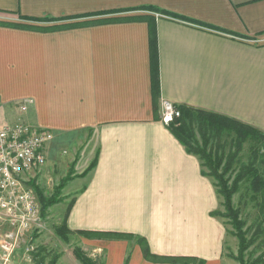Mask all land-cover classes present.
Returning a JSON list of instances; mask_svg holds the SVG:
<instances>
[{
  "label": "crops",
  "instance_id": "0c3cea01",
  "mask_svg": "<svg viewBox=\"0 0 264 264\" xmlns=\"http://www.w3.org/2000/svg\"><path fill=\"white\" fill-rule=\"evenodd\" d=\"M118 17L155 19L157 112L149 23L99 22ZM84 22L93 23L52 29ZM163 100L264 132V0H0V127L25 121L50 129L47 159L69 149L68 176H82L71 188V233H97L81 238L103 252L102 264H240L233 228L211 214L223 198L203 160L162 121ZM243 153L248 162L250 151ZM247 184L234 206L242 219L255 210L261 222ZM141 237L152 253L178 262L147 259Z\"/></svg>",
  "mask_w": 264,
  "mask_h": 264
},
{
  "label": "trees",
  "instance_id": "16d2710c",
  "mask_svg": "<svg viewBox=\"0 0 264 264\" xmlns=\"http://www.w3.org/2000/svg\"><path fill=\"white\" fill-rule=\"evenodd\" d=\"M145 7L173 19L215 28L155 6ZM131 19L146 20L149 23L152 91L155 111L157 112L158 102L161 96V79L155 19L151 17H118L99 22L111 23ZM91 23L93 22L76 23L62 27L58 26L52 29L77 27ZM177 107L181 112V116L167 126L171 133L185 146L187 152L198 155L203 160V166L208 168V172H203L210 175L209 177L214 180L218 192L223 198V206L225 209V212L217 210L211 212V214L213 216L228 218L232 224L239 242V251L235 258L240 264H264V254L252 261L246 259V252L251 247L253 240L248 238L245 221L241 219L240 210L239 208H235L233 202V196L238 192L242 183H248L246 186L248 198L258 207L261 222L264 223V132L250 124L214 111L188 105H180ZM198 135L201 138V142L197 140ZM225 136L230 137V140H224ZM213 141L214 144L212 143ZM228 143H230V147L227 152L226 144ZM245 149H248L251 155L248 162H241L239 158ZM95 163L96 160L92 166ZM35 192L41 202L42 213L44 214L49 207L57 203L60 188L51 196H45L38 186H35ZM63 229L71 233L66 222ZM80 233L88 237L97 234L87 231H81ZM112 235L115 238L124 236L132 237L131 235L120 233H113ZM138 241L147 259L160 262H178L177 257L160 256L152 253L145 238H138ZM55 261L53 260L51 264H54ZM86 263L90 264L89 262Z\"/></svg>",
  "mask_w": 264,
  "mask_h": 264
},
{
  "label": "built area",
  "instance_id": "2783aa9c",
  "mask_svg": "<svg viewBox=\"0 0 264 264\" xmlns=\"http://www.w3.org/2000/svg\"><path fill=\"white\" fill-rule=\"evenodd\" d=\"M27 109L25 104L21 110ZM181 116L177 106L162 102V121L170 124ZM54 138L48 128L25 121L0 127V264H10L17 252L33 261L36 246L32 234L42 227L40 203L29 177L41 170L45 146Z\"/></svg>",
  "mask_w": 264,
  "mask_h": 264
},
{
  "label": "rangeland",
  "instance_id": "374dc122",
  "mask_svg": "<svg viewBox=\"0 0 264 264\" xmlns=\"http://www.w3.org/2000/svg\"><path fill=\"white\" fill-rule=\"evenodd\" d=\"M197 140L201 142L199 135L197 136ZM224 140L229 141L230 137L225 136ZM212 143L214 144V141ZM229 147L230 143L226 144L227 152L229 151ZM64 151L66 152L62 153L61 156L55 158L49 157L43 168L37 170L33 176L29 177L28 183L34 191L35 186H38L45 196H51L57 192L58 188H60V192L58 193L57 203L49 207L44 214L42 213V206L39 201L42 227L32 234V240L36 246L33 261L28 262L24 260L20 251L14 256L10 264H51L53 260H56L54 264H87L86 262L90 264H102L103 252L94 251L91 246L86 245L81 238L84 235L70 233L63 229L73 200L71 188L73 187L74 189V186L80 187L82 183V179H77L82 176H68L72 163L70 162L69 149L64 148ZM241 154V157L244 156L243 159H245L246 155L243 152ZM205 171H208V168H205ZM33 183L35 184L34 186ZM220 211L225 212L224 206ZM241 215L242 211H240V217ZM225 219L229 226H231L230 229H232L233 226L228 218ZM242 220L245 221L248 238L253 240L251 247L245 255L248 261H252L260 257L264 252L263 226L262 222H259L255 210H249L247 218ZM234 232L233 228L232 233L235 235Z\"/></svg>",
  "mask_w": 264,
  "mask_h": 264
}]
</instances>
